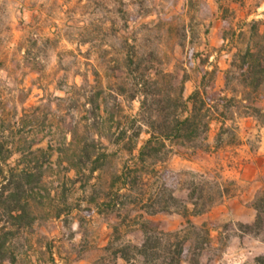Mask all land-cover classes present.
Listing matches in <instances>:
<instances>
[{
	"label": "rangeland",
	"instance_id": "374dc122",
	"mask_svg": "<svg viewBox=\"0 0 264 264\" xmlns=\"http://www.w3.org/2000/svg\"><path fill=\"white\" fill-rule=\"evenodd\" d=\"M253 20L264 31V0H0V143L13 150L7 159L0 152V167L42 170L21 199L29 225L0 210L9 256L3 264H123L104 249L117 217L101 202L131 158L117 135L131 132L139 111L134 77L151 74L158 82L150 90L175 96L177 81L162 72L184 76L187 97L216 66L207 80L222 89V71ZM252 98L247 104L264 109V87ZM245 112L240 104L227 109L234 139L223 135L216 144L214 119L202 147L172 143L161 163L171 171L168 188L189 209L192 180L215 200L188 215L196 229L187 228L181 264H244L264 254L262 236L241 225L253 222L251 200L264 188V118ZM144 130L137 148L148 137ZM38 147L45 152L31 153ZM84 149L107 156L88 161ZM126 211L122 240L139 243L137 210ZM145 217L163 230L186 225L180 211Z\"/></svg>",
	"mask_w": 264,
	"mask_h": 264
},
{
	"label": "trees",
	"instance_id": "16d2710c",
	"mask_svg": "<svg viewBox=\"0 0 264 264\" xmlns=\"http://www.w3.org/2000/svg\"><path fill=\"white\" fill-rule=\"evenodd\" d=\"M249 26L247 37L240 46H236L227 67L222 71V89L214 88L207 80L215 79L218 71L216 66L202 73L198 87L187 97L183 96L184 76L178 79L171 73L162 72L163 77L177 81L178 91L175 96L169 91L162 92V89L157 92L150 90L151 84L156 86L158 82L157 77H152L151 74H138L134 77L135 91L132 98H139V111L131 120V132L127 134L126 130H122L117 135L120 141L125 139L123 149L131 158L112 176L101 202L105 207L112 209L117 217V222L112 225L111 239L104 249L121 258L123 264H181L186 255V243L189 241L187 228L196 229L188 215L203 213L215 201L211 195L205 194L203 187L194 180L188 185V202L192 206L191 209L168 188L167 180L171 171L161 163L170 153L171 144L186 148L202 147L214 119L220 122L216 144L221 141L223 135L234 139V132L225 123L229 119L227 109L235 104H240L246 109L244 115H251L248 111L252 110L257 116L264 118V109L247 104L254 99L252 94L264 87V31H259L255 20L251 21ZM242 34V31L238 33L240 36ZM222 38L227 39L225 35ZM230 40L233 43V37ZM236 85L242 90L238 91ZM144 127L148 137L137 148ZM2 151L4 159L13 153L9 146H5V141L0 143V152ZM34 151L45 152L41 147L31 153ZM83 156L88 161L94 157L92 161L96 162L99 157L107 156V153H92L84 149ZM34 167L28 165L7 170L0 167V210L21 225H29L32 220L26 210V202H21L27 185L32 178L39 181L42 177L41 166ZM98 167L94 166L91 170ZM220 196H225L223 190L220 191ZM129 206L137 210L134 224L142 234L139 243L130 239L122 240L125 227L128 226L126 221L130 217L126 211ZM251 206L255 211L253 222L241 225L246 229L244 231L261 235V240L264 241V188L256 190ZM170 211L183 213L186 228L163 230L159 227V222L145 217ZM4 229L5 226L0 227V264L9 259ZM198 229L206 234L202 239H208L205 226ZM244 264H264V254H259L252 262Z\"/></svg>",
	"mask_w": 264,
	"mask_h": 264
}]
</instances>
